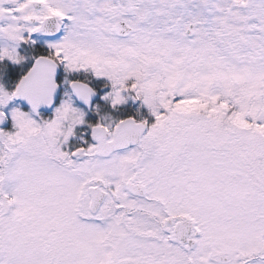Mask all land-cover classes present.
<instances>
[{
    "label": "snow or ice",
    "instance_id": "1",
    "mask_svg": "<svg viewBox=\"0 0 264 264\" xmlns=\"http://www.w3.org/2000/svg\"><path fill=\"white\" fill-rule=\"evenodd\" d=\"M0 264H264V0H0Z\"/></svg>",
    "mask_w": 264,
    "mask_h": 264
}]
</instances>
